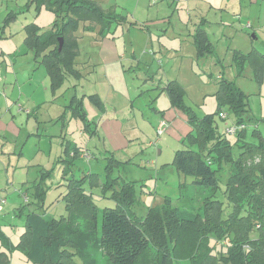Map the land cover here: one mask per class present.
<instances>
[{"label": "rangeland", "instance_id": "374dc122", "mask_svg": "<svg viewBox=\"0 0 264 264\" xmlns=\"http://www.w3.org/2000/svg\"><path fill=\"white\" fill-rule=\"evenodd\" d=\"M99 1H102L103 9L114 7L115 13L121 16L126 14V22L111 25V32L105 37L98 34L100 24L92 21L80 20L77 29L71 30V33L77 36L78 43L76 54H72L73 68L80 72L81 79L66 76L67 78L63 85L57 89L54 97L50 95L51 91L48 88V83L46 84L47 91H39L42 90V84L39 83L44 82L43 75H35V78L40 82H35L34 78L32 80L34 86L38 85L34 87L36 89L34 104L38 103L39 107L35 110L38 113L36 118L33 114L35 108L28 115L29 126L32 123L34 124L35 119H38L37 123L40 124V130L45 129L47 136H31L25 142L22 141L21 143H25L23 148L18 145L15 153H9L12 155V164L8 168L11 173L13 172L12 166L15 164L21 166L15 170L10 182H7L5 177L1 176L0 186L2 192H0V199L3 197V201L6 200V202H3L1 206L3 210L0 214V229L13 244L17 242L24 229V214L29 209L35 208L32 204L26 205L21 209V214L18 215V212H20L19 206L25 204L19 189L28 188L25 185L30 183L29 187L31 189H29V192L27 191V195L34 199L31 185L40 170L29 164L30 162L27 167L25 160L20 157L22 154L27 155L30 152L28 158L31 162H38L43 158L42 152L35 156L38 148L46 149L50 147L52 149L56 147L55 144H58L60 139L69 140L80 145L83 150L89 151V157L84 155L86 156L84 157L85 161L79 160L76 164L79 167L76 176H80L82 170L97 171L102 174L105 159H103L102 154L100 155L101 149H111L113 147L112 138L105 137L99 127L97 128L98 134H93V131L96 130L94 125L98 121L96 119L97 113L100 112L97 106L88 98L83 99L82 106L86 112V117L84 119L76 115L72 117L71 112L74 110L69 108L68 103L71 96L70 92L73 91V83H79L76 94L80 97L83 91L88 92L97 89H100V92L104 95L102 85L100 86L99 83L95 82H105L103 75H106V82H110L121 94L126 93L125 98L128 99V93L131 95L129 101L124 100L121 95L117 99L114 98L115 100L112 98L114 102L109 99L110 96L108 95L104 96L103 99L107 111H114L116 108L117 113L121 116L124 115L123 118H119V121L124 124V132L129 137L128 144L126 147L114 152L118 157L125 154L129 155L132 157L133 164L130 162L118 163L114 175L137 181L138 197L132 210L139 216H143L149 206L161 204L164 197L176 200L180 196L181 189L188 194L191 204L194 206L198 205L194 201H200L203 195L206 194L202 191V189L206 191V188L193 182L194 177L179 173L172 163L176 149L183 147L182 132L165 130L162 134L157 135L156 125L159 120L163 119L160 115V108L169 104L168 96L161 88L164 83L175 81L174 83L181 90L183 106L188 108L196 118H201L207 114L212 115L218 130L224 132L225 128L235 121V114L227 105L218 106L215 96L220 82L218 75L223 76L224 79L233 80L235 85L244 92L247 99V113L243 114L247 123L245 139L258 138L253 129L261 130L264 134V77L261 81L255 80L249 64H246L242 72L238 73V69L232 62L234 49H240L241 52L247 53L254 47L264 53V0H259L258 3L254 4L248 0L246 4L240 2L235 13L218 9L214 11L209 9L210 7L201 11L203 17L208 18L204 22V28L214 47L211 52L207 54L203 52L199 55L192 44L191 37L186 34V30L192 26L191 22L196 20L195 12L199 10L192 8L191 4L197 3L199 0L192 3L189 0H158L155 2L156 4L146 0L145 8H155L162 2L164 4L166 2L170 3V5H163L165 7H162L160 11L156 10L158 17L165 18L163 20L159 18L163 23L158 26L150 25L147 31L128 23H150L144 21V19L151 11L147 12V8L141 9L138 7L137 0ZM28 2L29 0H0V51L2 50L5 53L4 55L0 54V82L6 83L3 91H0L1 94L8 89L7 82H12L9 78H6L8 72L12 71V66L17 60V65H19L26 58L25 55H18L22 47L28 50L23 43L24 25L28 22H34L42 30H47L51 28L55 19L53 12L46 9V7L41 8L38 12L33 5L28 6ZM148 2L151 3L150 6H148ZM8 11L15 15L17 13V15L6 23L7 25L2 31L3 18ZM202 15H198V20L202 18ZM258 17H260V20H258ZM224 19H226V22ZM239 19L242 22H239ZM248 19L253 21L255 30L247 26ZM233 21H235V24L232 23ZM88 26H95V28L90 29ZM179 28L186 30L182 33L178 30ZM180 33L181 35H179ZM254 33L256 37L253 36ZM108 37L111 38L109 41L111 45L118 49L115 57L117 60L104 64L98 53L101 54V49L106 47L104 42L108 43V41H105V38ZM28 51L32 54L30 50ZM99 56L100 59L97 60L96 58ZM22 74L24 73L19 74L17 82L26 81ZM31 89L32 87L30 92ZM26 93L28 94V87L25 90ZM21 105L24 109L30 108L29 105H24L19 100L14 109H10V111L17 112L14 118L18 121L20 117L26 121L27 118L24 116L27 115L24 111H18ZM180 110L186 114L184 109ZM219 111L227 112V117L225 119L221 118L218 114ZM11 114L7 112L8 116H11ZM56 115H58L57 121H55ZM49 117H52L53 120L47 121ZM85 120L91 123V128H85ZM234 136L229 135L228 137L234 140ZM154 140L155 144H150ZM21 149L22 154L19 153ZM54 153H51V156H55ZM237 153L238 149L235 146L233 154L237 155ZM9 154L1 157L5 154L0 153V170L2 169L3 172L6 171L4 165L7 161L9 162ZM109 155L108 152L107 156ZM94 156L97 158L95 159ZM113 157L115 158V156ZM51 161L48 162L45 159V166L50 167L52 165ZM226 177V169L218 173L219 188L216 196L219 199H224L222 191ZM32 178L33 181H31ZM58 179L59 174L55 169L51 178L46 180L49 189H47L43 199L42 209L41 206L37 208L40 211H47L49 215L55 217L65 213L61 197L63 188L57 186ZM93 193L94 201L100 208V213L103 207L115 205L112 199L101 197L99 187L95 188ZM13 205L16 206L15 209L12 208ZM100 213L98 219H100ZM4 248L2 247L1 250ZM6 251L8 252V250ZM8 253V264H34L27 260L23 252L16 248ZM94 257L97 259V264H106V257L101 250L94 252Z\"/></svg>", "mask_w": 264, "mask_h": 264}, {"label": "trees", "instance_id": "16d2710c", "mask_svg": "<svg viewBox=\"0 0 264 264\" xmlns=\"http://www.w3.org/2000/svg\"><path fill=\"white\" fill-rule=\"evenodd\" d=\"M27 5H33L38 12L46 7L54 14L47 30L34 22L26 23L23 39L33 59L46 70L53 90L63 85L66 76L81 78L73 68L72 54H76L78 43L77 36L71 33L80 20L99 23L101 37L111 32V25L126 22L125 15L115 13L114 8L103 9L94 0H29ZM16 15L10 11L5 15L2 31ZM128 23L144 31L150 28L146 23ZM193 42L198 55L214 47L201 25L196 28ZM232 62L238 73L249 64L255 80L263 79L264 53L259 50H233ZM218 78V106L227 105L235 114L234 122L245 124L232 135L234 140L229 139L231 134L218 130L212 115L196 118L185 108L175 81L163 88L170 103L185 110L191 127L182 139L183 147L174 152L172 163L179 173L194 177L196 185L206 188H201L206 193L201 200L194 201L198 205H192L181 189L176 200L164 197L161 204L149 206L139 216L132 210L138 197L137 181L114 175L115 167L122 162L107 156L101 183L98 173H91L90 178L76 176L73 167L81 149L73 147L71 158L57 160L62 163L57 186L66 189L62 197L65 213L55 217L37 209H42L49 189L46 180L57 165L40 169L31 185L35 200L27 195L31 189L28 187L24 191L28 201L18 208L20 215L24 206H35L24 214V229L17 242L11 243L0 229V264L9 263L8 252L14 248L34 264H97L94 252L99 250L106 264H264V134L253 129L258 138L245 139L246 96L233 80L220 75ZM69 108L85 118L81 100L75 95ZM235 146L237 155L233 154ZM224 169V199H219L218 173ZM99 186L101 197L115 203L103 207L101 213L92 194V188ZM2 247L5 248L1 250Z\"/></svg>", "mask_w": 264, "mask_h": 264}, {"label": "crops", "instance_id": "0c3cea01", "mask_svg": "<svg viewBox=\"0 0 264 264\" xmlns=\"http://www.w3.org/2000/svg\"><path fill=\"white\" fill-rule=\"evenodd\" d=\"M149 1L152 4L157 2V1L154 2L153 0H152L153 2L151 0H149ZM189 1H190V3H192L193 1H196V0H189ZM248 1L250 3H252V4H254V3H258L259 0H248ZM97 2L100 4L101 7L103 6L102 5V1L97 0ZM150 2H148V6L151 5ZM240 2H243V4H246L247 0H199V2L191 4L192 8L199 9L198 11L195 12L196 20H193L191 22L192 26L190 28H188L187 30L184 29V28H182V30H181V28H179L178 30L181 31L182 33H184L185 30H186L187 36L191 37L192 44L194 45L193 37H194L195 31H196V28L199 25H201V28L204 29L206 34H207V31L204 28V22L208 18L207 17H203L204 15H202L201 11H203L205 9L207 10L208 7H210L209 9H213L214 11L218 9V10H223V11H232V12L235 13V12H237V8H239V6H237V5ZM145 3H146V0H137V6L140 7L141 9H146L147 8V7L145 8V6H144ZM167 4L170 5V3H168V2H166L165 4L162 2L159 5H157L155 8H147V12L151 11V13L148 14L147 17H145V19H144V21L150 22V23H147V26H150V25L158 26L161 23H163L162 21L159 20V18H162V20L165 19V18L164 17H158V15H157L158 13L156 12V10L160 11V9L162 7H165L163 5H167ZM239 12H241V11H239ZM200 14L202 15V18L200 20H198L197 17ZM189 15H191V14L189 13ZM125 16H126V14H125ZM157 20H159L160 22L157 21ZM217 20L220 21L219 19H217ZM224 20L226 22V19H224ZM258 20H260V17H258ZM239 22H242V21L239 19ZM232 23L235 24V21H233ZM232 23H231V25H232ZM222 24H223V21H222ZM246 24H247V26H249L253 30H255V27L253 25V21L251 19H248ZM224 25H225V23H224ZM263 27H264V25H263ZM92 28L94 29L95 26H93ZM179 35H181V33ZM253 36L256 37V34L254 33ZM207 37L210 39L208 34H207ZM110 40H111L110 37L105 38V41H108V43L104 42L106 47L104 49H101V51H102L101 54L97 52L102 57L104 64H108V63H111V62L117 60V59H115V57L117 55L116 52H117L118 49L115 46L111 45V43L109 42ZM253 49H255V48L253 47ZM234 50H240V49H234ZM0 54L4 55L5 53H4V51L1 50ZM18 55H25L24 57H26V58H24L19 65H17L18 64V60L15 62V64L12 66V71L10 70L8 72V75L6 76V78H9L12 82H7L8 83V89L5 92H2V94L0 92V153L1 154H5V155H2L1 157H5L9 153H15L17 151L18 145H20V147L23 148L25 146V143H21V142L22 141L25 142L31 136H35V137L41 136V135H43L44 137L47 136L45 129H42V131L40 130V127H39L40 124L37 123L38 119H35L34 124L32 123L29 126V120H28L29 116L28 115L31 114L34 111L33 114H34V117L36 118V115H38V113L35 112V110H37L38 107H39L38 103L34 104L35 95H36V89L34 87H36L38 85L34 86L33 85L34 82H32V80L34 78L35 82H40V81H38L35 78V75H38V76L43 75L44 82H40L39 83V84H42V90H39V91H44L45 92V91H47L48 88H50V91H51L50 95L52 97H54L55 96V92L58 89L57 88V89L53 90L50 87V80H49V78H48V76L46 74V70L44 69V67L41 64H39L38 62H36L33 59V55L30 54V52L28 50H25V48L22 47V49H20V52H19ZM100 56L97 57L96 59L97 60L100 59ZM20 73H24L22 75H24L23 78H25L26 81L17 82ZM103 78H104L105 82H95V83H99L100 86L102 85V87L104 88V95H102V93L100 92V89H97V90H92V91H88V92L83 91V92H81V97H80V96H78L76 94V88L79 85V83H77V84L73 83V86H72L73 87V91H72V93L70 92V95H71L70 99H71V97L73 95H75V97L77 99L81 100V103H82V106H83V99L84 98H88L92 103L95 104V106H97L98 111L100 112V113H97V118L96 119H98V121L94 125L96 130L93 131V134L94 133L98 134L97 128L99 127L101 129V132L103 133V135L105 137L109 136L113 140V143H112L113 147L112 148L110 147L111 149L102 148L101 152H100V155L102 154L103 155V159H105V163L103 164V172H104V167H105V165L107 163V158L106 157H107V153L108 152L110 153V156H112V157L115 156L116 159L114 157L113 158L115 160H117L118 162H123V163L130 162V163L133 164V160H132V157H130L129 155L125 154L123 156L118 157L116 155V153L114 152V151L117 152V151H119V149L126 147V145L128 144V138L129 137H127V134L124 132V124L119 121V118H123L124 115L121 116L119 113H117V109L116 108H115L114 111H110V112L107 111V109L104 106V101L105 100L103 99L104 96L108 95V96H110L109 99L112 101V98L113 99L114 98L117 99V97H119V95H121L124 98V100L129 101L131 95L128 93V95H129L128 99H127V97L125 98L124 95H126V93H124V95L121 94L120 92H118L115 89V87L110 82H106V75H103ZM47 83H48V86H49L48 88L46 86ZM166 84L167 83H164L163 85H161L162 90H163V88L165 87ZM5 85H6L5 82H0V91L1 90L3 91V88H4ZM27 87H28V94L27 93L25 94V90H26ZM31 87H32V89H31V92H30V88ZM163 91H165V90H163ZM19 100L24 105H29L30 106L29 109H24L22 107V105H21L20 108H18L19 112L24 111L25 115H27V116H24V117L27 118L26 121H24L21 117L19 118V121H18L17 119L14 118L16 116L17 112L16 111H12V112L10 111V109H14L15 104H17V102H19ZM124 100H122V101H124ZM168 101H169V104L166 107L160 108V115L162 116L161 118L165 119L168 122V127L166 128V131H169V130L170 131L172 130L174 132L180 131V132H182L181 136L184 137L185 134L191 129V127H190V125L188 123L187 116L181 110L179 111V109H177L176 107H174L170 103L169 97H168ZM112 102H114V101H112ZM68 105H69V103H68ZM33 108H35V109L33 110ZM82 110L84 112V117H86V112H85L84 108H82ZM7 112L8 113H12L11 116H8ZM71 114H72V117H74L75 115L77 116V113H75L74 111H72ZM60 117H61V115H60ZM49 120H53V118L49 117L47 119V121H49ZM57 120H58V115H56V120L55 121H57ZM88 123L91 124L90 122H88ZM33 127H34V129H33ZM156 127H157V125H156ZM89 128H91V127H88L87 129H89ZM60 131H62V129H60ZM51 136H53V135H51ZM104 140H105V138H104ZM55 145H56V147H53L52 149H50V147L46 148V149L38 148L36 150L35 156H37L40 152H42V155H43V158L41 160H39L38 162H35V161L31 162V160L28 158L30 156V152H28L27 155H24V154H22V149L19 152L20 154H22L20 157H22V160L23 159L25 160L27 167H28L29 164H31L32 166H36V168L48 170L52 166L57 165L55 167V169L58 171V174L60 176V171H61V168H62L61 164L62 163H58L57 160H60L61 158H71L72 148L76 147V148L81 149L80 155L78 156V158H76V160L74 162V167H73V174L76 175L77 170L79 169V167H77L76 164L78 163L79 160L85 161L84 157H86V156H84V155H88L87 157H89V151L88 150H83V148L80 145H78L76 143H72L69 140H64V139H60V142L58 144H55ZM46 151H47V157H46ZM53 152H55L54 153L55 156H51V153H53ZM9 156H10L9 157V162L7 161L6 164L4 165V169L6 171L3 172L2 169L0 170L1 171V173H0V185H1V182H2V177H5V180L7 182H10L11 178H12V175L14 174L15 170L21 166V165L18 166L17 164H15L14 166H12L13 172L10 173L8 166L10 164H12V161H11L12 155L9 154ZM96 158L97 157H95V159ZM45 159L48 162H50V160H52L51 161L52 165H50V167L49 166H45L46 165ZM3 160H5V158H3ZM117 168H119V167H117ZM91 173H98L99 174L98 181L100 183L102 182L101 178H103V173L101 174L100 172H97V171H83L82 170L81 176L82 175H86L88 178H90L91 177ZM36 176L38 177L37 174H36ZM120 178H123V179L127 180L126 177L125 178L124 177H120ZM33 180L34 179L32 178L31 181H33ZM130 181H136V180H130ZM29 184L30 183H27L25 186L29 187L30 186ZM25 186H23V187H25ZM59 187L63 188V191L61 192V197H63L64 193L66 192V189L62 185L59 186ZM95 188H97V187H94V189ZM99 188H100V186H99ZM1 189L2 188L0 186V190ZM94 189L92 188L93 199H94V193H93ZM24 190H26V189L25 188H20L19 189V191H20L19 193L22 195L23 201L25 203L26 201H28V199H27V196H26ZM0 192H2V190ZM3 200H4V198L2 197V199H0V207L2 206L3 202H6V200L5 201H3ZM14 207L16 208L15 205L12 206L13 209H15ZM2 210H3V207L0 208V214H1Z\"/></svg>", "mask_w": 264, "mask_h": 264}, {"label": "built area", "instance_id": "2783aa9c", "mask_svg": "<svg viewBox=\"0 0 264 264\" xmlns=\"http://www.w3.org/2000/svg\"><path fill=\"white\" fill-rule=\"evenodd\" d=\"M153 1H157V0H153ZM219 115L221 118L225 119L227 117V112L221 111ZM167 127H168V122L165 119H161L158 122L157 127H156L157 135L162 134L166 130ZM244 127H245V124L231 122V124H229L225 128V133L234 135L237 131H239L240 129H243ZM150 144L154 145L155 140L151 142Z\"/></svg>", "mask_w": 264, "mask_h": 264}, {"label": "water", "instance_id": "95a60500", "mask_svg": "<svg viewBox=\"0 0 264 264\" xmlns=\"http://www.w3.org/2000/svg\"><path fill=\"white\" fill-rule=\"evenodd\" d=\"M62 44V38H59V48L61 47Z\"/></svg>", "mask_w": 264, "mask_h": 264}]
</instances>
